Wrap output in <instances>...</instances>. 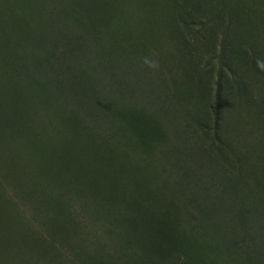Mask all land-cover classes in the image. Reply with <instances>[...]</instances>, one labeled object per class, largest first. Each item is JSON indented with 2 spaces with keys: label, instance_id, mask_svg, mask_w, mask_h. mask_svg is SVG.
I'll return each mask as SVG.
<instances>
[{
  "label": "rangeland",
  "instance_id": "rangeland-1",
  "mask_svg": "<svg viewBox=\"0 0 264 264\" xmlns=\"http://www.w3.org/2000/svg\"><path fill=\"white\" fill-rule=\"evenodd\" d=\"M67 37L96 109L37 68ZM261 249L264 0H0V264Z\"/></svg>",
  "mask_w": 264,
  "mask_h": 264
},
{
  "label": "trees",
  "instance_id": "trees-1",
  "mask_svg": "<svg viewBox=\"0 0 264 264\" xmlns=\"http://www.w3.org/2000/svg\"><path fill=\"white\" fill-rule=\"evenodd\" d=\"M54 42V47L49 49L48 54L44 58V62H38L37 68L42 70V67L49 65V72L55 77L54 80L50 78V84L54 88H57V91L67 89L69 95L80 99V104L85 108L94 107L96 109L100 100L99 87H102L105 91L106 87L104 88L100 82L95 83L94 80L90 82L92 72L89 71L88 67L86 69L82 67L85 65H81V50L72 45V40L69 37L59 39V41L55 40ZM88 59L86 58V60ZM103 89H101V92ZM217 124L218 119L216 120ZM215 139H217V135H215ZM262 228V225L256 226L255 234L257 236H260L262 233ZM263 254L264 249H261V256Z\"/></svg>",
  "mask_w": 264,
  "mask_h": 264
}]
</instances>
